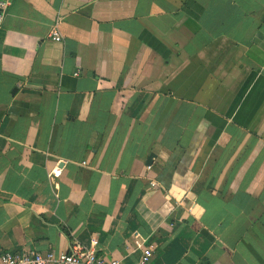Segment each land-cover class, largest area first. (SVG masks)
Segmentation results:
<instances>
[{
	"label": "crops",
	"instance_id": "0c3cea01",
	"mask_svg": "<svg viewBox=\"0 0 264 264\" xmlns=\"http://www.w3.org/2000/svg\"><path fill=\"white\" fill-rule=\"evenodd\" d=\"M75 242L264 264V0H11L0 255Z\"/></svg>",
	"mask_w": 264,
	"mask_h": 264
},
{
	"label": "built area",
	"instance_id": "2783aa9c",
	"mask_svg": "<svg viewBox=\"0 0 264 264\" xmlns=\"http://www.w3.org/2000/svg\"><path fill=\"white\" fill-rule=\"evenodd\" d=\"M11 0H0V23L5 10ZM51 39L60 41L61 37L55 24L51 30ZM152 248L143 249L139 264H148L152 256ZM121 264L119 260H103L97 257L95 251L73 243L69 253H54L52 251H30L22 254L3 253L0 255V264Z\"/></svg>",
	"mask_w": 264,
	"mask_h": 264
},
{
	"label": "water",
	"instance_id": "95a60500",
	"mask_svg": "<svg viewBox=\"0 0 264 264\" xmlns=\"http://www.w3.org/2000/svg\"><path fill=\"white\" fill-rule=\"evenodd\" d=\"M150 160L147 161V163H149Z\"/></svg>",
	"mask_w": 264,
	"mask_h": 264
}]
</instances>
